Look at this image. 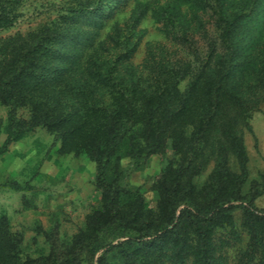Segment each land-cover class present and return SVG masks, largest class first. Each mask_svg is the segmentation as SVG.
Returning <instances> with one entry per match:
<instances>
[{
    "label": "trees",
    "instance_id": "trees-1",
    "mask_svg": "<svg viewBox=\"0 0 264 264\" xmlns=\"http://www.w3.org/2000/svg\"><path fill=\"white\" fill-rule=\"evenodd\" d=\"M22 1L0 0V31ZM128 1L72 0L46 24L0 43V156L45 128L62 150L94 164L100 194L60 258H27L0 215V264H264V209L254 206L264 172L246 186L243 142L264 103V0H187L211 11L215 40L187 58L148 45L141 68L132 58L147 5L137 2L124 26L97 42ZM179 15L174 5L152 11L162 35L190 47L193 30ZM167 146L172 157L152 185V209L127 179Z\"/></svg>",
    "mask_w": 264,
    "mask_h": 264
},
{
    "label": "rangeland",
    "instance_id": "rangeland-1",
    "mask_svg": "<svg viewBox=\"0 0 264 264\" xmlns=\"http://www.w3.org/2000/svg\"><path fill=\"white\" fill-rule=\"evenodd\" d=\"M70 1L23 0L17 8L19 15L16 21L0 31V43L46 24L54 19L56 10ZM137 2L147 5L149 11L136 26V30L143 33L132 58L134 66L141 68L148 45L156 53L161 50L172 58H187L193 49L199 56L203 55L207 51V42L215 40L209 9H192L187 0H129L98 31L97 42L104 40L116 23L123 27ZM164 5L178 6L179 16L190 24L193 30L189 35L190 47L166 38L158 30L161 25L155 22L152 11ZM5 114L6 108L0 102V144L5 139ZM18 116L24 120L28 117L25 109H21ZM248 125L249 130L243 131L248 160L246 186L264 172V103L251 112ZM60 145L51 132L37 127L9 144L0 156V215L6 218L10 231L19 238L24 254L30 259L50 258L53 254L60 258L64 245L81 228L86 215L100 199L94 185V164L82 154L65 152ZM170 148L167 146L163 152L149 156L144 166L131 172L127 179L129 184L141 187L146 204L152 209L156 202L152 185L172 157ZM121 164L126 167L128 160L122 159ZM254 206L264 209V193L254 200Z\"/></svg>",
    "mask_w": 264,
    "mask_h": 264
}]
</instances>
